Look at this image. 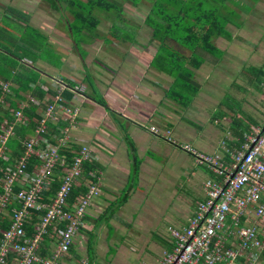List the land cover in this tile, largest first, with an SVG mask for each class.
Here are the masks:
<instances>
[{
    "label": "crops",
    "instance_id": "obj_1",
    "mask_svg": "<svg viewBox=\"0 0 264 264\" xmlns=\"http://www.w3.org/2000/svg\"><path fill=\"white\" fill-rule=\"evenodd\" d=\"M134 1H141L149 5L143 18L144 24L146 17L150 15L154 0ZM232 1L238 7L234 8L228 0H208V6L202 1V4L208 9L206 14H213L210 17V22L214 21L213 27H217L213 28L211 33L213 35L208 39L207 45L198 42L191 47L190 51L177 43L171 42L168 45L169 49L180 54L181 63L193 72L191 81L195 85L191 87L194 89L192 95H186L178 86L177 88L174 87V78L165 73L166 71H157L152 65L159 44L151 42L152 31L147 26L143 28V31L149 35L147 43L151 44L153 52L150 56L149 53L145 52L146 45H140L136 42L142 48L134 49L132 56H135L133 61L138 59V61L145 62L144 64L147 69H150V73L153 71V75H144L143 66L141 68L139 62H137L138 64L129 63L132 61L131 59L126 64L135 69L132 73H126L127 70L124 67L120 74H115L114 71L110 68L107 69L104 65H99V68L102 67L100 70L94 66L92 71L87 66L82 65V69L80 68L82 71H76L70 64L76 65L78 62L84 61L86 57L80 58L77 51L81 40L77 42L78 48H76L73 39L72 46L76 49L79 59L68 58V54L66 57H62L64 66L69 63L65 67L67 70H64L66 73L58 72L59 70L55 69L57 65L55 63L53 65L48 60L36 59L33 63L29 60L24 61L39 75L37 84L43 92L42 101L37 105L33 103L37 107L35 115L38 117L46 105L52 103V98L58 88L57 84H54L55 82L66 86V82H71L73 87L83 88L79 95H73L67 91L61 94L63 102L60 105L67 109H77L78 114H80L78 117L70 122L66 120L69 116L59 110L57 121L48 122V124L58 128L64 124L62 129H68L71 145L75 147V150L82 145L91 148L94 156L92 163L98 169H96L97 173L94 174L98 176L96 186L99 195L88 209L84 228L75 238L69 256L65 257L64 264H110L112 259L114 264H159L163 253L171 250L172 238L164 241L154 234L150 237L147 222L141 221L137 231H132L130 234L131 237L137 236V240L133 241V248L127 249L126 252L122 247L127 244L118 241L117 237L125 234L126 227L129 229L131 224L117 220L115 212H121L120 209H124L129 204L132 206V204L140 203L146 193L141 191L151 189L152 186H157V189L160 190L158 193H162V190L165 189L177 193L175 191L177 186L174 183L175 179H179L177 171L183 169L187 176L193 172L192 167L190 169L182 168L183 164L181 163V166L174 165L176 158L182 160V156L177 153L182 151L180 146H190L205 155H217L221 160L228 161L229 153L239 151L246 139L263 125L264 32L262 28L264 29V0ZM36 3L38 0H0L1 24L5 16L10 21L5 25H0V27L6 30L12 29L14 32L18 31L14 24L15 20L6 12V8H11L28 18L27 26L43 34L35 22V18L39 14L35 7ZM241 6L244 7V10H240ZM105 18L108 17L105 16ZM111 23L113 24V22ZM112 28L110 26L108 29ZM43 36L49 39L48 35L43 34ZM248 38L252 41H249ZM100 46L102 49L103 42ZM128 47L131 49L133 46L129 45ZM53 49L58 53H64L54 47ZM163 52L166 53L167 49H163ZM146 55L151 58L145 60L148 57ZM216 55L218 56L216 57ZM108 56L113 59V52ZM106 60L108 58L103 57L104 63L115 67L121 66L118 61L110 59L108 60L110 62H107ZM92 61L93 64L96 63L91 58L90 65ZM219 62L223 65L240 68L241 74L245 76L249 71L248 85L247 80H245L246 89L240 98L244 110L240 106L228 104L224 101L223 95L217 96L218 92L213 91L214 88L209 91L203 88L200 90V85L207 84L212 78L208 75V67H212L213 73H216L218 69L216 66L219 65ZM35 64L37 67L34 66ZM192 65L196 67L191 68ZM19 68L18 66L17 69ZM136 70L139 74H135ZM77 73H80L79 78L75 76ZM223 78L230 80L229 76ZM106 79L110 80V82L107 81L109 85L105 84ZM220 79L221 76L213 77L216 83L222 82ZM252 81L256 82L254 86L251 85ZM1 83L3 82L0 80ZM7 83L10 84L11 88H16L11 82ZM219 89L220 87L217 88V90ZM31 93L30 91L20 94L27 99L28 97L31 98ZM167 96H171L172 101L175 100L174 102L186 109H194L195 113L204 114L207 110L206 119L211 124L210 129H212L211 133L215 140L212 138L206 142L200 134H197L193 124L182 118L180 110L177 111L171 107L176 104H170ZM36 102L38 101L36 100ZM22 103L23 108L28 106L25 101ZM216 125H221L222 128L220 129L225 130L224 136H218L219 130ZM151 127L157 129L161 134L166 131L170 132L169 136L174 140V144L163 139L160 134L150 132ZM181 153L190 163L202 168L208 176L201 184L202 188L199 190L198 197L192 203L186 201L187 210L180 207L181 210H178L175 215V221L167 224V231L168 228L181 229L187 225L198 203L205 199L204 183L207 180L220 181V177L213 174L206 166L196 164L188 153L184 151ZM182 161L189 167L187 160L183 159ZM105 170L110 173H105ZM167 182L169 185L165 188L159 187L160 185L164 186L163 184ZM143 213L145 214L140 215V217L147 219V216H150L148 209H144ZM122 214L127 217L125 211H122ZM148 220L150 219L148 218ZM122 224L126 227L123 226L121 229ZM146 229L147 234H145ZM113 230H115L116 236H113ZM113 237L116 238L113 239ZM151 243L155 249L154 253L151 250L149 253L145 252V249L149 251L148 247ZM50 249L51 245H49V252ZM117 250L119 251L117 252ZM128 255L129 262L127 260ZM131 257L138 260V263H134ZM260 260H264L261 253L256 264H262ZM9 264H14V260H10Z\"/></svg>",
    "mask_w": 264,
    "mask_h": 264
},
{
    "label": "built area",
    "instance_id": "obj_2",
    "mask_svg": "<svg viewBox=\"0 0 264 264\" xmlns=\"http://www.w3.org/2000/svg\"><path fill=\"white\" fill-rule=\"evenodd\" d=\"M57 92L40 114V120L23 142V151L11 166H5L0 180V220L11 201L19 208L13 210L7 229H0V264H64L70 248L80 230L84 228L83 218L99 195L96 182L86 181L87 192L75 203L68 202L72 187L77 186L86 162L94 161L93 151L87 146L73 150L70 164L59 155L60 148H71L68 129H61L63 136L52 144L47 136V123L56 122L58 111L69 116L72 122L77 109L63 108L62 92L79 95V87L70 88L57 83ZM5 94L7 86L2 87ZM0 95V116L8 110L12 121L0 126V158L4 156L5 141L12 135L15 125H26L28 119L22 110H10ZM29 98V97H28ZM34 104L38 102L29 98ZM6 103V104H5ZM23 108V106H22ZM264 116V108L262 109ZM153 134H160L174 144L170 132L162 134L153 127ZM198 165L206 166L220 181L207 180L204 183L205 199L198 203L187 225L181 229L168 228L173 240L171 250L163 253L159 264H256L264 250V122L261 128L251 134L239 151L229 153V160L209 156L190 146H180ZM34 159L37 164L28 166ZM59 169V173L56 171ZM60 186L53 198L42 203L54 177ZM95 177L94 175H92ZM97 180V179H96ZM19 190L16 194L14 187ZM43 210V214L38 212ZM251 223H240L241 218L250 217ZM33 225V234L28 237L25 225ZM247 218L245 220H247ZM53 240L50 254L40 259L37 253L45 239Z\"/></svg>",
    "mask_w": 264,
    "mask_h": 264
},
{
    "label": "trees",
    "instance_id": "obj_3",
    "mask_svg": "<svg viewBox=\"0 0 264 264\" xmlns=\"http://www.w3.org/2000/svg\"><path fill=\"white\" fill-rule=\"evenodd\" d=\"M202 1L208 6V0H154L150 15L147 16L144 21L145 26L149 27L152 31L151 42L159 44L152 65L157 71H166L165 73L174 78V87L177 88L178 86L184 93H188L189 95H192L194 91V89L191 88L195 85L191 81L193 72L181 63L180 59L182 58L180 54L169 49L168 45L171 42L177 43L179 46L190 51V49H192L191 47L198 42H203L204 45L208 44V39L213 35L211 34L213 28L217 27H213L214 21L210 22V17L213 16V14H206L208 9L202 4ZM47 3L51 9L60 12L65 18L66 29L69 30L71 38L76 43L75 46H77L78 43L74 39V36H79L82 33L91 34L100 23L99 17L94 13L96 9L100 12L108 13V18L114 15V25H119V28L126 25L121 18L122 10L117 2L108 0H48ZM6 12L15 20L14 24L19 35L14 36L11 30L0 27V80L3 82L0 84V95L4 94L2 87L6 85L8 91L4 94V100L8 105V109L14 111L21 109L23 116L28 119V124L13 126L12 135L7 137L3 153L4 156L6 155V157H9V160L0 158V180L3 176L1 170L5 166H11L15 159L20 157L23 151L24 140L32 133L40 120V117L35 115L36 105H34L29 98H23L20 93L31 91V98L35 101L37 100L39 102L38 104L42 101L43 92L37 84L39 75L31 66H27L24 61L29 60L33 63L36 59H40V54L45 52L47 47L44 43H48L45 36L36 29L27 26V17L22 13L11 8H6ZM64 12H67L70 18L65 17ZM198 32L201 33L199 34ZM38 38L44 42H40ZM163 49H167V52H163ZM164 53L165 55H163ZM18 66L20 67L19 69H17ZM194 67L196 66H191V68ZM7 82H11L16 88H11L10 84ZM66 84L67 86L70 85V88L74 86L71 82H66ZM24 101L26 104L28 103V106L22 108V102ZM4 121H7L4 124L5 126L11 124L12 118L8 110H3V114L0 116V126L3 125ZM63 126L64 124H61L58 128L47 123L48 133L50 135L47 136V138L52 144H56L57 139L63 136V134L60 133ZM73 150H75V147H72V145L71 148L62 146L59 155L65 157L67 163L70 164L74 156ZM30 162L27 169L28 171L31 169L30 166L37 164L34 159ZM96 169L97 167L92 162H86L83 165V172L79 178L78 185L72 187L70 190L68 196V202L70 204L75 203L77 199L87 192L85 185L86 181L96 182L98 177L94 174L97 173ZM56 172L59 173V169ZM59 186L60 180L55 176L50 183L48 191L44 194L42 203H46L48 199L53 198ZM18 190L19 188L15 186L13 188L14 194H16ZM18 208L17 202H10L5 215L1 217L0 220L1 230L7 229L13 210ZM38 214H43V210L38 212ZM86 217L87 214L84 216L83 222L87 219ZM246 218L247 217L241 218L240 223H251V216L245 220ZM32 221V224H26L24 227L28 237L33 234V225L38 222L36 218H33ZM52 241L53 240L47 238L40 245V250L37 253L40 259H45L49 256V245ZM261 254L264 256V250Z\"/></svg>",
    "mask_w": 264,
    "mask_h": 264
},
{
    "label": "rangeland",
    "instance_id": "obj_4",
    "mask_svg": "<svg viewBox=\"0 0 264 264\" xmlns=\"http://www.w3.org/2000/svg\"><path fill=\"white\" fill-rule=\"evenodd\" d=\"M108 1L117 2L120 5L121 10H122L121 18L125 22L126 25H123L121 26V28H119L118 27L119 25H114V22H113L114 15H111L112 19L105 18V16H108L109 14L105 12H100L96 9L94 13L100 19V23L97 26V30L95 29V31L92 32L91 34L82 33L83 35L81 34L79 36H74V39L77 42L81 40V43L79 42L78 44L79 48L76 46V48H78L77 51L79 53L80 58L85 56L86 59H84V61L82 62L77 61L78 63L76 65L70 64V66L75 68L76 71H78L82 69V65H85L90 71H92L94 69V66H96V68L98 69L99 65L101 66L104 65L106 66L107 69L110 68L112 71H114L115 74H118V73L120 74L121 69L124 70L123 68L125 67V69L127 70L126 73H132L135 71V69L126 64L127 61L131 59L132 61H129V63L138 64L137 62H139V65H141V68L143 66L142 70L144 71L143 73L144 75H150V74L153 75L154 74L153 71H151L150 73V69H147L146 65L144 64L145 62H141L140 60L138 61V59L133 61V59H135V56H132L133 50L137 48L139 49L141 47L140 45H144V44L146 45L145 47L146 53H149L151 56L153 52L151 44L147 43V39L149 35L143 31V28H145V24H143V18L145 17L147 13L149 5L144 4L141 1L136 2L134 0H124V1L123 0L121 1L120 0H108ZM228 1L232 4V6H234V8L238 7V5L235 4L232 0H228ZM47 2L48 0H38V3H36L37 5H35L36 9L39 11V14L38 12H36L38 14V17L36 16L35 18L36 26L40 29V31L43 34L48 35L49 37V39L46 38L48 43L46 42L44 43L47 46L45 52H42V53L40 52L41 53L40 59L48 60L52 64L55 63L57 65V68L55 69L59 70L58 72L62 74L63 72L66 73L64 71V70H67L65 67L69 65V63H67L66 66L62 64V57H66L68 54V58H73V59L78 60L79 56L77 55L76 49H74L72 46L73 45L72 38L69 35L68 30L65 27L66 25V22L64 21L65 18L61 15L60 12L51 9ZM29 7L31 8V6ZM231 8L230 10H233ZM240 10H244V7L241 6ZM226 11H228V9H226ZM64 15L65 17L70 18V15H68L67 12H64ZM9 22L10 21H8L6 18H3L2 24L0 21V25H5ZM111 22H113V24ZM110 26H112L113 29H108ZM10 30L14 32L12 29ZM262 31L264 32L263 28H262ZM15 35H19V33L14 32V36ZM38 40L40 42L41 41L44 42L40 38H38ZM248 40L252 41L249 38ZM102 42H103V47L101 49L100 45H102ZM136 42L139 43L140 45L138 46ZM52 45L54 48L59 49L60 51L64 53L62 54L58 53V51L53 49ZM129 45H132L133 47L129 49L128 47ZM111 52H113V55H114L113 59L110 58L111 56L110 57L108 56V55H111ZM150 56H148L145 60L150 59L151 58ZM217 56L218 55H216V57ZM90 57L95 60L96 62L95 64H93V61H92L90 65V60H91ZM103 57H106V59L108 58V60L111 59L113 61H118L119 64H121V66L115 67L111 64L104 63ZM108 60L106 61L110 62ZM34 66L37 67L36 64ZM216 67L218 68L216 73H213L212 67H208L207 69L209 70L207 71L209 73L208 75L212 78L207 84L206 83L201 84L200 90L203 88L204 90L209 91L214 88L213 91L218 92L217 96L223 95L224 101H226L228 104H230L231 106L233 105L240 106L244 110V106L240 102V98H241L242 92L244 91V89H246L244 85L245 80H247V85H248L249 71H247L246 76H245L241 74L240 68L238 67H235V68L230 67L227 65H223L220 62H219V65L217 64ZM100 68L102 69V67ZM145 69L147 70L145 71ZM136 73H137V70L135 74ZM108 75L111 76L110 73H108ZM75 76L76 78H79L80 73H77ZM217 76H221L220 80L222 82L216 83L213 80V77L217 78ZM225 76H229L230 80H228L227 78H223ZM107 81L110 82V80L106 79L105 81V84L109 85ZM255 83H256L255 81H252L251 85L254 86ZM219 87L220 89L217 90V88ZM240 88L243 90H241ZM79 90L83 91V88L79 87ZM185 94L188 95V93H185ZM170 97L171 96H167L168 102H171L170 104H173V105L176 104L171 107L173 109H176L177 111L180 110L181 116H183L182 118H184L187 122L193 124L194 128L197 130V134H200L205 139L206 142H208L214 137V135L211 133L212 129H210L211 124H209L208 120L206 119L207 110L205 111L204 114L195 113L193 111L194 109L193 110L192 108L186 109L184 106L178 104L177 102H174L175 100L172 101ZM255 111H256V108H255ZM249 112L251 114V110ZM79 115L80 114L77 113L75 118L78 117ZM216 126L219 130L217 133L218 136H221V135L224 136L225 130L220 129L222 128V126L221 125H216ZM72 130H73V126L71 127V133H72ZM213 140H215V138H213ZM181 152L182 151L180 152L178 151L177 153L179 154V156H182V160L184 159L188 161V159H185L183 157L182 155L183 153ZM182 160L176 158L174 161V165L175 166L180 165L181 163L183 164L182 168L186 167L190 169L192 167L193 172L188 174L187 176V174H184L185 171L183 169H179V168H178L179 170L177 169L178 170L177 173L180 179V180L179 179L174 180V183L177 186L175 188V191L177 193L175 192L173 193L172 190H169V189L162 190V193H158V191L160 190L157 189V186H152L151 189L141 191V192H144V193L146 192V193L145 195H143V199L140 203L132 204V206H130L129 204L124 209H120L121 212H115L117 220L124 221L125 224L126 223L131 224L129 229L128 227H126V225L122 224L121 229L123 228V226H125L127 231L125 234H122L117 237L118 241L120 242L122 241V243L127 244L126 246L122 247L124 251L127 252L128 250H131L133 248L132 243L133 241L137 240V236L131 237L130 234L132 231H135V232L137 231L138 225L140 224L141 221L147 222L150 233H151V234L148 233L150 237L154 234L157 238L163 239L164 241L165 240L168 241L171 237L167 231V224L172 223V221H175V215L177 214L178 210H181L180 207L183 208V210H187L186 201L192 203L196 199V197H198L199 190L200 188H202L201 184L206 180L208 175L203 172L202 168L197 167L194 163H190L188 161V165H189L188 167L185 164V162ZM107 172L110 173L109 171L105 170V173ZM163 185L164 186L160 185L159 187L165 188L166 186L169 185V182ZM144 209H148V212L150 214V216H147V219L140 217V215L143 216L145 214L143 213ZM122 211H125V213L127 214V217L122 214ZM133 218H134V221H132ZM148 218L150 220H148ZM114 231L115 230H113V234H114ZM145 234H147V229L145 231ZM113 236H116V235L114 234ZM115 238L113 237V239ZM150 246L148 247L149 251L146 249L144 251L149 253L151 250V252L154 253L155 249L152 247V243ZM118 251L119 250H117V252ZM135 255L138 256V254H135ZM131 259L134 260V263H138V260L134 259V257H131ZM127 260L129 262V255L127 257ZM260 263L264 264V260H260ZM110 264H114L113 259L111 260Z\"/></svg>",
    "mask_w": 264,
    "mask_h": 264
}]
</instances>
